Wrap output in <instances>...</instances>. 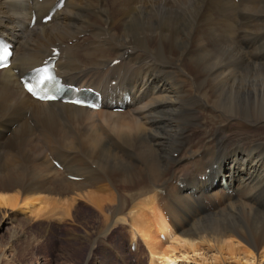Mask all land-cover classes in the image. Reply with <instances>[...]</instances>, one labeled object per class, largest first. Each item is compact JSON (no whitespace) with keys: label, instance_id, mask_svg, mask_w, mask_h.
Returning a JSON list of instances; mask_svg holds the SVG:
<instances>
[{"label":"bare ground","instance_id":"bare-ground-1","mask_svg":"<svg viewBox=\"0 0 264 264\" xmlns=\"http://www.w3.org/2000/svg\"><path fill=\"white\" fill-rule=\"evenodd\" d=\"M261 1L116 0L108 8L107 0H64L44 24L55 0H0V35L14 43L0 70V136L11 133L1 144L0 205L58 203L69 216L67 206L87 201L108 212L107 222L133 228L148 264H177L181 246L197 253L202 244L247 264L261 252L264 264ZM52 48L57 74L98 93L99 109L23 89L19 77ZM102 180L117 197L98 195L108 190Z\"/></svg>","mask_w":264,"mask_h":264},{"label":"rangeland","instance_id":"rangeland-1","mask_svg":"<svg viewBox=\"0 0 264 264\" xmlns=\"http://www.w3.org/2000/svg\"><path fill=\"white\" fill-rule=\"evenodd\" d=\"M20 1L22 2L23 0ZM37 1L39 3L43 2V0ZM115 1L107 0V5H105L110 8ZM4 2L7 4L9 0H4ZM261 2H264V0ZM110 18V16H105L101 19L108 22ZM24 23L25 27H29L27 26L28 20H25ZM82 37L84 39L86 36H79V38ZM73 44H75V40L68 41L62 48L65 49L68 46H73ZM84 44L88 46L89 41H85ZM10 136V132L0 136V154L3 153L1 144ZM88 166H90V163H85L84 167ZM33 169L34 167L31 166L30 171ZM98 169L100 168L98 167ZM101 171L103 170H98V173ZM100 174L102 175V173ZM99 184V186L105 185L108 187V190L103 191L104 194L103 192H99V196L110 195V192L115 196L117 195L116 190H114V187H111L109 181L102 180ZM123 195L125 196V194ZM48 197L54 199V196L50 195ZM25 202L26 204H32L31 201L28 203L24 198H19L18 207L9 208L0 205V264L149 263V250L143 245L144 243H142V240L137 235L136 237L133 235L131 232L133 228L127 223L121 226L113 225L109 221L107 222L105 216H108V212L106 210L103 211L100 207H94V205L87 201H80L77 205H74L76 208L73 207V204L67 206L72 210L68 216L59 213L60 210L57 209L62 206L58 203H56L57 209H54L55 207L53 208L50 203H46L45 205L42 203L43 210H41V206L35 205L34 207V204L27 206ZM33 203L36 204V202ZM137 203L139 202L137 201ZM24 204L26 207H23ZM133 205L135 207L136 202ZM130 208H133V206ZM63 209H66V207H63ZM211 211L214 212L212 209ZM155 234V238H157L156 229ZM132 237H135V241H133ZM95 241L97 242L94 245ZM171 241L170 243H172ZM131 243H134V249L131 247ZM139 244L142 245L140 246ZM240 246L242 247L243 245ZM186 248L188 246L185 249L184 246H181L180 250L175 252L181 258L179 259L180 261L177 260V264H247L245 260L241 261L236 258V261V259L226 254H223L221 258L216 249L208 245L205 246V244L201 246L202 251L200 250L197 253H193L190 247V249ZM260 254L261 252H259L258 258L255 260L256 262L260 259ZM213 257L217 260L215 261ZM256 262L254 264H257Z\"/></svg>","mask_w":264,"mask_h":264},{"label":"snow or ice","instance_id":"snow-or-ice-1","mask_svg":"<svg viewBox=\"0 0 264 264\" xmlns=\"http://www.w3.org/2000/svg\"><path fill=\"white\" fill-rule=\"evenodd\" d=\"M8 55H10V53L7 50H5L3 58L6 59ZM37 71L43 73V75H41L39 80H38L39 84H44L45 81H51L53 79V77L51 75H48L49 70L47 68L38 69ZM26 87H27L29 92H31L35 95L34 86L31 83L26 84ZM38 98H40V99H55L56 97L55 96H41Z\"/></svg>","mask_w":264,"mask_h":264}]
</instances>
